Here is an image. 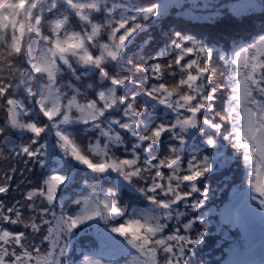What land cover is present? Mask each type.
Instances as JSON below:
<instances>
[{
  "label": "snow or ice",
  "instance_id": "snow-or-ice-1",
  "mask_svg": "<svg viewBox=\"0 0 264 264\" xmlns=\"http://www.w3.org/2000/svg\"><path fill=\"white\" fill-rule=\"evenodd\" d=\"M167 7L0 0V162L16 161L0 170V264H196L208 181L233 160L242 200L224 226L264 220V29L225 47L173 31L150 63L129 57ZM20 164L41 178L10 201ZM129 194L144 206L125 209ZM99 222L104 247L73 259Z\"/></svg>",
  "mask_w": 264,
  "mask_h": 264
},
{
  "label": "trees",
  "instance_id": "trees-1",
  "mask_svg": "<svg viewBox=\"0 0 264 264\" xmlns=\"http://www.w3.org/2000/svg\"><path fill=\"white\" fill-rule=\"evenodd\" d=\"M160 2L168 6L163 16L151 27V31L136 40L133 46L135 49L128 53L129 57L144 64L151 62L152 57L168 42V37L173 31H182L186 35L225 47L234 39L248 38L264 29V14H261L259 9L253 11L248 8L253 0H160ZM149 38L151 42L146 45L144 41ZM86 80L93 82L89 77L76 81L66 76L64 83L79 87L80 82ZM220 104L222 106V101ZM3 118V113H0V121ZM25 142L26 139L14 138L9 142V146L16 148ZM224 151L229 154L231 152L230 149ZM9 163L16 166L14 160L0 162V170L6 169ZM19 168L13 189L8 196L10 201L21 199L22 193L35 186L41 178L42 170L38 167L32 171H25L23 164H20ZM240 175L241 169L233 160L229 165L221 166L208 181L211 186L210 200L204 211L211 209L212 213L208 223L209 236L207 242L197 252L196 264H225L234 252L241 249L242 244L255 239L258 235H264V220L258 212L252 218L241 214L243 224L240 226L235 224L224 226V218L221 215L223 210L233 202L242 200V189L239 187ZM77 181L81 182L79 177ZM132 204H136V201L131 194L123 197L125 209ZM136 206L144 205L136 204ZM104 227L103 222H99L87 232L81 231L75 239V253L72 258L78 257L82 251L102 249L104 246L101 245L98 233L102 232ZM196 227L200 228L202 225L198 224Z\"/></svg>",
  "mask_w": 264,
  "mask_h": 264
},
{
  "label": "rangeland",
  "instance_id": "rangeland-1",
  "mask_svg": "<svg viewBox=\"0 0 264 264\" xmlns=\"http://www.w3.org/2000/svg\"><path fill=\"white\" fill-rule=\"evenodd\" d=\"M105 253L107 256L111 251H105ZM112 258L118 259L115 255ZM228 264H264V237H260L254 246L245 248L240 254L234 256Z\"/></svg>",
  "mask_w": 264,
  "mask_h": 264
},
{
  "label": "bare ground",
  "instance_id": "bare-ground-1",
  "mask_svg": "<svg viewBox=\"0 0 264 264\" xmlns=\"http://www.w3.org/2000/svg\"><path fill=\"white\" fill-rule=\"evenodd\" d=\"M91 83H93L91 80L81 81L80 84H79V88H81V90L83 91L84 90V87L86 85H88V84H91Z\"/></svg>",
  "mask_w": 264,
  "mask_h": 264
}]
</instances>
